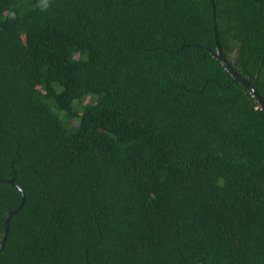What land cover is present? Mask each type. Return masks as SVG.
<instances>
[{"label": "trees", "instance_id": "1", "mask_svg": "<svg viewBox=\"0 0 264 264\" xmlns=\"http://www.w3.org/2000/svg\"><path fill=\"white\" fill-rule=\"evenodd\" d=\"M213 11L264 100V0H0V264H264V111Z\"/></svg>", "mask_w": 264, "mask_h": 264}, {"label": "water", "instance_id": "2", "mask_svg": "<svg viewBox=\"0 0 264 264\" xmlns=\"http://www.w3.org/2000/svg\"><path fill=\"white\" fill-rule=\"evenodd\" d=\"M213 23H214V30H215V37H216V42H217V52L215 53V56L221 60V62L225 65V67L227 68V70L231 73V75L233 76V81H240L242 84H244L248 90L250 91V93L253 95V97L256 99V101L258 102L259 106L261 107V109L264 111V100L262 99V97L258 94V92L254 89V87L252 86L251 83H249L248 81H246L245 79H243L241 76H239L234 70L233 68L228 64V62L225 60L220 45L218 43V38H217V33H216V28H215V12L213 11ZM1 182H8L13 184L14 186H16V188L19 190L20 194H21V201L19 203V205L8 212V214L6 215L5 218V226H4V232H3V237L2 240L0 242V251L1 249L4 247L5 242H6V238L8 235V231H9V222H10V218L13 214H15L16 212H18L23 204H24V200H25V195L24 192L22 190V188H20L16 182L14 181V179H0ZM201 264H205V263H201Z\"/></svg>", "mask_w": 264, "mask_h": 264}]
</instances>
